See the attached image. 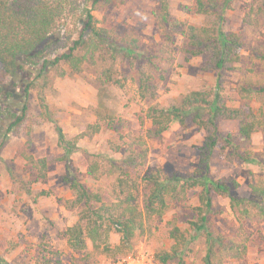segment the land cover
Returning a JSON list of instances; mask_svg holds the SVG:
<instances>
[{
	"label": "rangeland",
	"instance_id": "rangeland-1",
	"mask_svg": "<svg viewBox=\"0 0 264 264\" xmlns=\"http://www.w3.org/2000/svg\"><path fill=\"white\" fill-rule=\"evenodd\" d=\"M169 2L175 17L194 26L205 23V15L195 9V0ZM252 3L253 0H230L225 14V29L242 33L244 45L240 50L239 62L232 71L224 73L220 83L222 97L228 105L247 104L257 111L259 108L264 110V37L261 35L264 20L258 28H250L242 22L243 14ZM158 6V0H125L121 4L99 7L93 14L99 20V25L114 26L120 33L134 32L141 39V54H150L160 42L155 19ZM80 28L81 20L68 18L67 15L59 19L48 38L37 48L42 49V59L52 60L65 51L70 40L78 36ZM176 38L174 66L167 73L165 81L159 84L157 102L163 107L170 106L192 90L212 87L216 82L213 70L201 69L207 56L185 55L179 51L184 40L180 36ZM42 59L34 64L20 58L15 75L4 77V90L0 94L3 110L0 118V264H34L43 257L50 258L52 253L60 256L61 264H102L110 259L93 252L91 245L86 252L73 251L67 246L63 232L75 222L79 208L69 210L64 207L63 202L72 197L64 176L71 167L87 189L102 190L104 201H107L113 176L94 178L87 174L89 159L95 154L120 157L121 154L111 152L110 143H119L118 132L141 133L151 126L145 114L150 102L139 100L130 88L127 91L112 88L100 92L95 82L97 69L93 67L85 65L76 74L67 64L59 62L44 71ZM123 65L124 71L128 72L127 64ZM241 87L246 91L242 90L241 93ZM246 94H250V97L246 98ZM24 105L23 121L19 126L10 127L15 120L11 114L21 115ZM96 108L122 117L127 123L115 129L103 126L92 139H77L76 149L67 153L58 138L55 124L61 127L66 140L73 141L88 123L95 121ZM206 111H202L205 116ZM193 113L194 110L190 111L183 123H173L161 136L149 139V157L144 171L161 167L168 174L188 173L198 166L205 131L193 123ZM237 129L238 123L233 120L218 123L221 136L236 133ZM240 144L238 141L236 151L222 141L217 143L211 156L209 176L227 184L233 195L250 198L249 183L253 174L264 172L263 130L254 132L247 144ZM21 151L51 160L47 178L32 183L34 192H47L35 201L9 179V170L26 180L35 177V173L25 165ZM247 152L256 158V162H247L238 157H244ZM233 181L238 185L234 186ZM200 190V187L191 188L184 202L170 206L160 217H153L148 229L145 228V234L136 236L133 250L127 254L149 252L160 264L154 254L168 250L172 244L168 236L169 222H174L181 229H189V221L196 219L193 207L198 205ZM212 205L220 213L208 214L209 230L213 234L235 236L237 222L229 198L213 193ZM245 228L251 241L250 254L247 253L241 260L229 259L225 264H264V240H261V237L264 238V224L247 223ZM109 241L112 245L117 244L119 234L113 232ZM207 246L205 235L197 234L188 243L190 252L182 257L184 262L173 260L168 264H202Z\"/></svg>",
	"mask_w": 264,
	"mask_h": 264
},
{
	"label": "trees",
	"instance_id": "trees-1",
	"mask_svg": "<svg viewBox=\"0 0 264 264\" xmlns=\"http://www.w3.org/2000/svg\"><path fill=\"white\" fill-rule=\"evenodd\" d=\"M124 2L125 0H0V94L4 90V77L15 75L20 58L34 64L42 59V49L38 50V46L48 38L56 22L67 15L68 18L81 20L78 36L71 39L67 49L52 60L43 58L42 69L45 71L48 67L63 62L71 72L77 74L87 65L97 69L95 82L100 92L112 88L127 91L130 88L139 100L150 102L145 114L151 126L141 133L118 132L119 143H110L111 152L121 154L120 157L91 154L87 174L94 178L113 176L107 201H104L102 190L87 189L72 168H68L64 181L71 189L72 197L63 204L69 210L77 207L79 210L75 222L63 232L67 246L73 251L86 252L89 242L93 252L110 260L127 254L133 250L136 236L145 234V228L153 217H160L170 206L184 202L189 189L200 187L198 205L193 207L196 219L189 221L188 230L169 222L168 236L172 244L168 250L155 252L156 260L160 264H168L173 260L184 262L182 257L190 252L188 243L197 234H204L208 241L202 264H225L229 259L241 260L246 255L250 242L245 225L264 223V172L253 174L249 183L250 198L238 197L231 193L227 184L210 178L211 156L219 141L237 151L238 141L241 142L240 145L247 144L254 132L259 129L264 132V110L259 108L254 111L247 104L231 106L222 97L220 80L224 73L235 68L244 45L242 33L225 29V14L230 7V0H195L196 11L206 18L205 23L200 26H194L172 15L169 0H158L155 19L160 42L150 54H141V39L134 32L120 33L114 26L99 25V20L93 14L99 7ZM263 20L264 0H253L243 14L242 22L250 28H258ZM261 35L264 37V32ZM177 36L184 40L180 52L187 56H207L201 69L213 70L216 82L212 87L192 90L170 106L163 107L157 102L159 84L165 81L167 73L174 66ZM262 58L264 60V55ZM123 63L127 64L128 72L124 71ZM28 87L27 85L25 89ZM242 90L246 91L241 87V93ZM248 96L250 94H246V98ZM25 108L26 105L23 106L21 115L11 114L15 120L10 127L21 124ZM204 109H207L206 116L202 112ZM192 110L193 123L205 131L198 166L188 173L168 174L161 167L144 171L149 157V139L161 136L176 121L183 123ZM94 111L95 121L88 123L73 141L66 140L61 127L55 124L58 138L67 153L76 149L77 139H92L103 126L115 129L127 123L124 118L113 116L106 110L96 108ZM2 116L0 105V118ZM228 120L238 123L237 132L221 136L218 133V123ZM20 155L25 165L35 173V177L33 180H26L9 170V179L35 201L38 196L47 192H34L32 183L47 178L51 160L35 157L26 151H21ZM238 157L247 162H256V158L248 152L244 157ZM233 185L238 184L233 181ZM213 193L229 198L237 222L235 236L213 234L209 230L208 214L220 213L219 209L214 210L212 207ZM113 232L119 234V242L115 245L109 241ZM261 240L264 238L261 237ZM34 264H61L60 256L52 253L50 258L43 257Z\"/></svg>",
	"mask_w": 264,
	"mask_h": 264
},
{
	"label": "built area",
	"instance_id": "built-area-1",
	"mask_svg": "<svg viewBox=\"0 0 264 264\" xmlns=\"http://www.w3.org/2000/svg\"><path fill=\"white\" fill-rule=\"evenodd\" d=\"M102 264H157V262L151 253L137 252L107 260Z\"/></svg>",
	"mask_w": 264,
	"mask_h": 264
},
{
	"label": "crops",
	"instance_id": "crops-1",
	"mask_svg": "<svg viewBox=\"0 0 264 264\" xmlns=\"http://www.w3.org/2000/svg\"><path fill=\"white\" fill-rule=\"evenodd\" d=\"M210 166H211V164H210ZM189 190H190V189H189ZM189 190H188V191H189ZM187 194H188V192H187ZM261 224H264V223H261ZM111 234H112V233H111ZM250 242H251V241H250ZM250 242H249V243H250ZM249 243H248V246H247V252H246V254L249 253V249H250V247H249ZM89 245H91V244L88 242V246H89ZM88 248H89V247H88ZM87 250H88V249H87ZM249 254H250V253H249Z\"/></svg>",
	"mask_w": 264,
	"mask_h": 264
}]
</instances>
